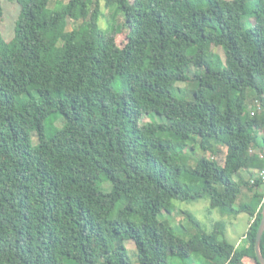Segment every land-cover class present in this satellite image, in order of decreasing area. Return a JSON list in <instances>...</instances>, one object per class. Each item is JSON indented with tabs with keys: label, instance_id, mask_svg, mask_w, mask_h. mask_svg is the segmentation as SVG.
Returning a JSON list of instances; mask_svg holds the SVG:
<instances>
[{
	"label": "trees",
	"instance_id": "obj_1",
	"mask_svg": "<svg viewBox=\"0 0 264 264\" xmlns=\"http://www.w3.org/2000/svg\"><path fill=\"white\" fill-rule=\"evenodd\" d=\"M16 1L15 38L0 31V264H133L125 239L141 264H262L264 0H104L123 44L103 0ZM152 113L167 120L141 122ZM189 144L207 153L195 164ZM201 198L249 215L243 246L225 221L183 239L161 218Z\"/></svg>",
	"mask_w": 264,
	"mask_h": 264
},
{
	"label": "rangeland",
	"instance_id": "obj_2",
	"mask_svg": "<svg viewBox=\"0 0 264 264\" xmlns=\"http://www.w3.org/2000/svg\"><path fill=\"white\" fill-rule=\"evenodd\" d=\"M63 0H52L50 3L51 8L58 7V3ZM66 1V0H64ZM134 1V0H131ZM257 0H247L248 5L253 8ZM0 3L4 9L3 16L0 17V31L4 38L11 41L16 35V22L21 12V6L16 0H0ZM102 14L100 17V26L107 34L118 33V41L123 44L126 40L127 27H125V17L123 12L119 9L118 5H112L107 7L105 1L101 2ZM255 13H250L245 19L247 27H252L256 21ZM72 25V24H71ZM218 53H220L225 60V50L223 47H215ZM204 69V68H203ZM197 86L196 82H177L175 86V93L186 99L193 98V89ZM115 88L120 91L129 89L128 80L118 78L115 82ZM255 89L249 90V99L255 95ZM251 106V103H250ZM156 120L158 122L167 120L165 117H161L158 114L152 113L144 115L141 119L142 123ZM63 121L60 122V126ZM59 125V124H57ZM50 128V125H48ZM50 131V130H49ZM38 138L33 135L34 145L38 144ZM186 155L190 159L191 164H195L196 159L206 155L200 144L197 147H193L189 144V147L184 150ZM210 152H208L209 154ZM248 178V175L244 177ZM247 180V179H246ZM106 190L111 188L110 181L103 183ZM176 209L173 213L163 212L161 218L169 220L173 226L175 233L183 238L190 239L200 230L211 233L214 230V226L218 221H225L227 223L226 234L227 238L236 244L238 247L244 244V233L247 232L250 224V217L247 213H241L238 216H224L219 208L211 206L208 198H201L195 201H181L175 200ZM194 217H192V216ZM124 244L129 250L133 264H141L138 258V249L135 242L132 239L123 240ZM171 264H185L179 257H171ZM188 264H191L188 262ZM193 264H203V259H195Z\"/></svg>",
	"mask_w": 264,
	"mask_h": 264
},
{
	"label": "water",
	"instance_id": "obj_3",
	"mask_svg": "<svg viewBox=\"0 0 264 264\" xmlns=\"http://www.w3.org/2000/svg\"><path fill=\"white\" fill-rule=\"evenodd\" d=\"M264 235V206H263V217L261 223L259 225L258 233H257V242H256V253L260 263L264 264V255L261 249V242Z\"/></svg>",
	"mask_w": 264,
	"mask_h": 264
},
{
	"label": "built area",
	"instance_id": "obj_4",
	"mask_svg": "<svg viewBox=\"0 0 264 264\" xmlns=\"http://www.w3.org/2000/svg\"><path fill=\"white\" fill-rule=\"evenodd\" d=\"M261 154V157H264V154L263 153H260ZM260 179L264 182V169L260 172V175H259ZM253 182H255V180H253Z\"/></svg>",
	"mask_w": 264,
	"mask_h": 264
},
{
	"label": "crops",
	"instance_id": "obj_5",
	"mask_svg": "<svg viewBox=\"0 0 264 264\" xmlns=\"http://www.w3.org/2000/svg\"><path fill=\"white\" fill-rule=\"evenodd\" d=\"M245 234H246V233H244V236H243L244 238H245Z\"/></svg>",
	"mask_w": 264,
	"mask_h": 264
}]
</instances>
